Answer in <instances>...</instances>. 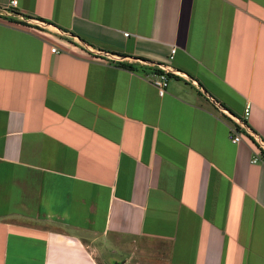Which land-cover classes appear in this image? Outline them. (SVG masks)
<instances>
[{
	"label": "crops",
	"instance_id": "crops-1",
	"mask_svg": "<svg viewBox=\"0 0 264 264\" xmlns=\"http://www.w3.org/2000/svg\"><path fill=\"white\" fill-rule=\"evenodd\" d=\"M17 1L0 264H264V0Z\"/></svg>",
	"mask_w": 264,
	"mask_h": 264
},
{
	"label": "built area",
	"instance_id": "built-area-1",
	"mask_svg": "<svg viewBox=\"0 0 264 264\" xmlns=\"http://www.w3.org/2000/svg\"><path fill=\"white\" fill-rule=\"evenodd\" d=\"M18 8V1L17 0H12L6 7H0V17L2 18H20V20L22 22H26L28 24L33 23L34 20H28L23 18L22 15L18 14V12L16 11V9ZM37 23H39L38 21H35ZM41 25H44V23H40ZM126 37L129 36V34H125ZM53 53H59V51L56 48L52 49ZM176 49L174 48L172 50V55L175 54ZM171 59H173V56H171ZM162 68L160 69V71L156 74H154V78L151 81V83L153 84V86L157 89L159 95L161 97H163L166 92L167 89L169 87L170 84V79H171V74H172V70L169 67L166 66H161ZM251 114V105L248 104L246 106L245 109V114H244V118L247 119L248 117H250ZM232 137L231 140L233 143L237 144L242 140V135L240 134V132L236 129L232 130ZM259 162V158L255 157L253 160V163H257Z\"/></svg>",
	"mask_w": 264,
	"mask_h": 264
},
{
	"label": "trees",
	"instance_id": "trees-1",
	"mask_svg": "<svg viewBox=\"0 0 264 264\" xmlns=\"http://www.w3.org/2000/svg\"><path fill=\"white\" fill-rule=\"evenodd\" d=\"M245 125H246V123H244V126ZM245 131H244V129L243 130L240 129L241 134H245L246 133ZM249 139L251 140V142L255 146L256 150H258L259 153H261V155L264 156V142L262 140H260L258 137L254 138L253 136H249Z\"/></svg>",
	"mask_w": 264,
	"mask_h": 264
}]
</instances>
